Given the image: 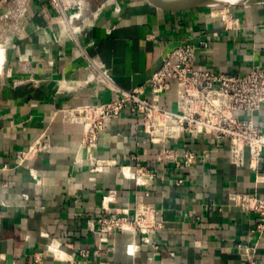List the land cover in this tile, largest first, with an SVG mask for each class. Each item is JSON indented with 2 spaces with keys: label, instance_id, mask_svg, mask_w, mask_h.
Masks as SVG:
<instances>
[{
  "label": "crops",
  "instance_id": "obj_1",
  "mask_svg": "<svg viewBox=\"0 0 264 264\" xmlns=\"http://www.w3.org/2000/svg\"><path fill=\"white\" fill-rule=\"evenodd\" d=\"M16 1L0 0V264H36L39 255L38 264H248L238 244L255 246L264 263V229L254 231L261 216L228 202L230 192L264 198L258 178L264 160L257 170L232 164L226 142L213 134L151 138L143 118L126 113L108 120L97 152L117 165L94 171L82 125L66 122L61 112L115 98L116 88L145 85L164 54L185 40L208 44L197 50L196 68H264V0L184 9L156 0H83L84 17L66 14L67 22L52 0H22L21 12L8 14L18 9ZM96 68L110 80L89 79ZM176 97L173 86L161 103L174 109ZM254 120L264 130V104ZM45 130L52 149L17 165L16 152ZM166 147L189 148L198 161L191 167L166 163ZM137 162L155 173L148 186L119 169ZM178 178L184 182L177 184ZM147 190L145 201L164 222L149 243L129 230L104 232L105 195L112 192L107 210L115 214L131 210L135 196ZM130 244L138 245L135 252ZM50 245L59 246L58 255ZM83 249L88 258L79 254Z\"/></svg>",
  "mask_w": 264,
  "mask_h": 264
},
{
  "label": "built area",
  "instance_id": "obj_2",
  "mask_svg": "<svg viewBox=\"0 0 264 264\" xmlns=\"http://www.w3.org/2000/svg\"><path fill=\"white\" fill-rule=\"evenodd\" d=\"M54 6L63 14L64 21L68 17L76 18L82 14L83 0H52ZM17 10H8V14H18L22 10L23 1L17 0ZM66 14L68 17H66ZM203 40L199 44L185 40L163 56L161 67L151 76L148 82L132 90L117 89L119 95L115 98L89 102L61 110L66 122L82 125V145L94 171L110 169L117 163L113 160L99 158L97 152L99 141L104 131L108 129L110 118H119L130 113L141 116L144 130L151 138L186 139L195 134H213L228 146L230 162L236 166L248 163L251 169L257 170L260 160H264V130L254 120V112L264 104V68L254 67L245 72H222L195 67L197 50L207 47ZM5 40L0 41V64L3 62ZM89 74V79L96 77L110 80L104 69L96 68ZM176 87V107L170 109L161 103L162 95ZM146 96V94H148ZM245 112L239 116L238 112ZM52 149L51 134L43 131L28 146L18 150L15 156L17 165L34 160L40 153ZM248 152L249 160H246ZM197 153L189 148L178 150L166 147L163 150V161L175 163L177 166L191 167L198 161ZM129 168L128 174L125 169ZM124 176L136 178L139 185L148 186L155 178V173L146 165L137 162L134 166H119ZM36 176L35 173H33ZM264 181V176L258 177ZM177 184L184 182L183 178L176 180ZM109 192L103 197L99 222L104 232L132 231L141 235L143 242L149 243L150 236L164 226L160 210L145 201L149 190L135 196L132 209H119L111 214L108 204L114 198ZM228 202L237 206L243 212H254L261 216L262 221L254 231L264 229V198L248 193L230 192ZM48 248L58 255L59 246ZM138 245L130 244L128 250L135 252ZM157 248V245H153ZM237 251L244 255L248 264H264L255 257V246L238 244ZM85 258L89 250H79ZM40 256V255H39ZM39 256L35 263L40 261Z\"/></svg>",
  "mask_w": 264,
  "mask_h": 264
},
{
  "label": "water",
  "instance_id": "obj_3",
  "mask_svg": "<svg viewBox=\"0 0 264 264\" xmlns=\"http://www.w3.org/2000/svg\"><path fill=\"white\" fill-rule=\"evenodd\" d=\"M157 2L174 8H201V7H219L241 4V0H156ZM85 8H83L80 18L84 17Z\"/></svg>",
  "mask_w": 264,
  "mask_h": 264
},
{
  "label": "rangeland",
  "instance_id": "obj_4",
  "mask_svg": "<svg viewBox=\"0 0 264 264\" xmlns=\"http://www.w3.org/2000/svg\"><path fill=\"white\" fill-rule=\"evenodd\" d=\"M5 40V38H0V41H4ZM0 52H1V50H0ZM0 56H1V54H0Z\"/></svg>",
  "mask_w": 264,
  "mask_h": 264
}]
</instances>
